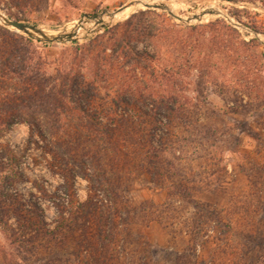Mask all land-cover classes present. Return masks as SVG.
<instances>
[{
    "label": "rangeland",
    "instance_id": "374dc122",
    "mask_svg": "<svg viewBox=\"0 0 264 264\" xmlns=\"http://www.w3.org/2000/svg\"><path fill=\"white\" fill-rule=\"evenodd\" d=\"M136 1L0 0L8 19L73 33L61 42L0 25L34 40V55L48 63L49 80L40 82L48 89L50 78L62 80L58 69L76 43L151 9L109 18ZM171 1L186 19L153 10L203 30V64L194 67L196 53L185 50L175 109L156 116L137 92L126 94L134 105L113 90L77 93L85 110L62 111L52 136L59 151L33 125L9 121L12 95L28 80L7 74L13 43L0 33V264H264V0ZM199 13L209 16L192 18ZM216 21L236 30L222 38L231 49L251 40L252 77L238 74L229 50L210 53L207 25Z\"/></svg>",
    "mask_w": 264,
    "mask_h": 264
},
{
    "label": "trees",
    "instance_id": "16d2710c",
    "mask_svg": "<svg viewBox=\"0 0 264 264\" xmlns=\"http://www.w3.org/2000/svg\"><path fill=\"white\" fill-rule=\"evenodd\" d=\"M207 27L211 31L208 36L212 47L210 53L215 55L220 50H229L235 65L240 68L238 74L252 77V71L245 63V49L251 40L248 43L236 40V47L231 49L222 44V38L237 33L234 28L222 21L209 23ZM202 31L200 26H178L164 12L140 9L124 22L105 28L104 32L83 44L76 43L70 61L58 69L62 80L50 78L52 84L46 89L40 82L49 80L47 72L42 70L48 63L34 55L37 50L34 40L0 25V33L13 43L5 60L11 66L7 74L18 80H28V86L12 95L14 98L8 107L14 110L9 121L20 120L33 125L38 134L59 151L61 143L53 141L52 136L54 129L64 120L62 111L68 108L84 113L85 110L83 100L74 97L77 93L87 99L92 96L93 89L103 90L105 95L113 90L125 97L124 103L134 105L126 94L137 92L140 97L148 99L154 115L167 114L175 109L177 96L183 91L181 78L187 68L185 50L196 53L194 67L200 68L203 64L197 52ZM131 40L143 44V48L136 50L131 46ZM10 57L14 59L12 62H9ZM124 65L137 75L126 76L127 73L121 70ZM38 76L40 81H36ZM112 79L114 83L110 84L108 81ZM34 84L37 88L29 89ZM79 164L85 165L86 161ZM261 254L264 257V246H261Z\"/></svg>",
    "mask_w": 264,
    "mask_h": 264
},
{
    "label": "water",
    "instance_id": "95a60500",
    "mask_svg": "<svg viewBox=\"0 0 264 264\" xmlns=\"http://www.w3.org/2000/svg\"><path fill=\"white\" fill-rule=\"evenodd\" d=\"M145 8L164 10L167 12L168 15H170V16L178 19V20H181L180 16L173 13L171 10L167 9V6L163 3L148 4V5H145ZM86 16L87 17H94V16H90V15H86ZM2 17H3V22L5 25L13 27L19 31H22L23 33H25L27 35H37L38 38L43 39L45 41L61 42L63 40H70L73 38V33H67L64 35H62V34H47L42 29L38 28L35 25L27 24V23H24L21 21L11 20V19L6 18L5 16H2ZM192 18L195 19V18H198V16L194 15ZM189 19H188V21H189Z\"/></svg>",
    "mask_w": 264,
    "mask_h": 264
},
{
    "label": "bare ground",
    "instance_id": "6f19581e",
    "mask_svg": "<svg viewBox=\"0 0 264 264\" xmlns=\"http://www.w3.org/2000/svg\"><path fill=\"white\" fill-rule=\"evenodd\" d=\"M155 3H163V4H165L167 6V9L171 10L172 12H175L176 9L178 8V4L177 3H179V2L176 3L175 1H171V0L168 1V2H162V1H158V0H137L134 5L126 6V7H123L121 9H117V10H115L113 12L112 11L108 12L109 13L108 16H109L110 19L121 18V17L124 18L135 7H137V8L138 7H145V5L155 4ZM0 15H1L0 16V20L3 21V17L2 16H4V15H2V14H0ZM207 16H209V14H207V13H199V15H198L199 19L205 18ZM180 18L186 19V17H180Z\"/></svg>",
    "mask_w": 264,
    "mask_h": 264
}]
</instances>
